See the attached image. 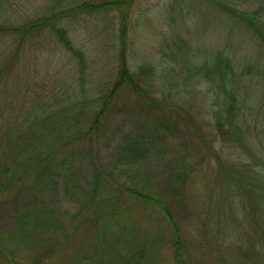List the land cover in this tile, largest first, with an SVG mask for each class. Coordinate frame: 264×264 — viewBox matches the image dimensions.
<instances>
[{"label": "trees", "instance_id": "1", "mask_svg": "<svg viewBox=\"0 0 264 264\" xmlns=\"http://www.w3.org/2000/svg\"><path fill=\"white\" fill-rule=\"evenodd\" d=\"M137 1L54 0L46 11L31 16L22 14L31 0H0V91L5 90L0 93V203H19L0 215V262L9 258L4 240L20 237L22 246L41 249L46 264H158L163 230L158 225L153 234H142L147 217L141 216L150 213L171 229L165 246L174 264H264V126L257 129L264 123V116L257 117L264 110V87L259 88L264 86V74L253 75L251 64L240 66L221 50L206 49V57H201L203 51L178 37L171 57L182 81L172 83L173 68L160 75L159 90L155 67L143 64L132 72L128 63L130 21ZM189 1L225 15L264 49L263 1L170 0V4L183 11ZM20 13L26 20L12 19ZM109 13H116L119 20L118 67L92 81L85 52L75 46L64 24ZM51 38L75 65L59 62L50 85L59 93L47 84H36L37 93L24 105L26 96L20 99L10 93L13 75L29 79L22 65L29 46L43 48ZM256 77H262L261 84ZM202 83L215 94L213 101L207 100L204 114L194 117L177 102L181 92L196 96L190 87ZM174 87L176 92L171 91ZM87 90L94 92L91 99L85 97ZM8 95L12 98L6 100ZM123 97L140 112L155 115L151 130L140 124L124 139L118 158L131 168L154 157L167 161L165 131L178 124L175 118H182L186 128L180 142L183 152L174 153L162 175L150 177V170L137 185L112 189L93 155L100 139L107 137L108 119L127 114L125 105H119ZM87 161L89 175L83 164ZM59 193L76 205L74 213L48 203ZM185 228L195 233L191 240ZM38 256L32 258L34 264Z\"/></svg>", "mask_w": 264, "mask_h": 264}, {"label": "rangeland", "instance_id": "2", "mask_svg": "<svg viewBox=\"0 0 264 264\" xmlns=\"http://www.w3.org/2000/svg\"><path fill=\"white\" fill-rule=\"evenodd\" d=\"M82 1L84 0H79V2ZM87 1L100 2L104 0ZM261 1L264 2V0ZM52 2L54 0H31L27 4L29 8L22 11V14L36 16L37 12L41 11L43 13L46 11ZM175 6L172 8L170 0H138L135 4L130 21V43L128 51V63L132 72H136L143 64L155 67L158 78L154 81L160 90L163 89L161 76L174 68L176 72L173 75L176 77L173 79L172 75V83L174 85L181 83L183 74L177 72L175 58L172 60L171 57L173 51H175L173 45L177 38L180 37L190 43L191 46L199 49V51H203L201 57L206 55V52H204L206 49L221 50L232 57L240 66L245 62V65L247 63L251 64L254 69L253 75L258 74L257 71H261L264 74V49L254 40L252 34L244 31L237 25L235 26L225 15L219 14L216 10L210 9L209 6L197 1H189L186 3L183 6V11L179 8L174 9ZM22 14L20 13L12 19L26 20ZM64 27L69 31L75 46L85 52L92 75L91 79H93L92 81L98 78L104 79L103 77L109 75L113 69H117L116 52L118 49L117 36L119 20L116 13H109L102 16H85L78 21L64 24ZM28 49L25 55L26 59H24L22 65L25 70L29 71V79L25 78L21 80L16 75H13L11 81L12 88L10 89V93L15 92L18 98L21 97L20 99L26 96L25 100H23L24 105H28V96H33L37 93L34 91L36 84L39 86L47 84L50 90L55 91V94L56 92L59 93V89L55 85L54 89L50 87L52 85V79L54 80L57 77L56 72L59 62L75 65L73 58L69 56V53L62 46L58 45L55 38L49 39L48 44L43 48L39 46L38 49L31 44ZM45 62L53 63L54 67L48 68L44 66ZM262 77H256L255 81L261 84ZM33 79L37 80L40 84L33 82ZM29 83L31 85H28ZM249 86L251 87V84ZM263 87V85H260L259 88L263 89ZM190 88L196 91V96L181 92V99L177 103L190 109L194 117L196 115L200 117V115L204 114V110H206L205 105L207 100L210 101L212 98L213 101L215 92L211 90L210 85L204 83L191 86ZM91 90L94 91L93 88ZM177 90L178 88L174 87L171 91L176 92ZM4 92V89L0 91V93ZM10 95L5 96V99H11L12 97ZM93 95L94 92L91 93L87 90L85 97L91 99ZM120 99H118L119 105L123 107L125 105L126 108L124 109L127 111V114H123L121 117H110L108 119L107 122L109 125L107 124V127L109 128H107V137L100 139L101 141L97 145V152L95 151L93 155L95 164H97L100 170L103 169L105 181L112 189L116 186L126 184L135 186L138 184V181L144 180L145 177L143 175L150 170V177L154 173H160L162 175L165 172L162 171L163 167L168 162L174 161V153L177 155L180 151L183 152L180 142L183 143L186 128V122L182 118L180 120L179 118H175L176 116H169L172 117L171 119L175 118V122L178 124L175 123L176 125L168 129V132L165 131L167 133L166 144L169 149L166 153L168 155L167 161L166 159L161 161L159 158L154 157L145 163L131 168V165L118 158L124 139L133 131H138L140 124L147 128V130H151L150 120H154L155 115L146 111H142L143 114L140 110L134 108L132 100H127L124 97ZM260 112L261 114H257V117L259 118L260 116V118H263L264 110H260ZM53 120L56 122L57 118L55 117ZM180 121L182 122L181 124H179ZM262 126H264V123H259L257 129L259 131L260 129L262 130ZM83 164H85L86 174L89 175L92 170L91 164L88 161L83 162ZM122 167H126V169L122 171ZM83 176H85V173H83ZM152 185L156 186V182ZM110 192L108 189V193ZM57 195H55L54 202L51 201V196H53L51 195L48 203H55L57 208L59 204L62 210L71 211L72 213L77 210L76 205L73 206L64 194L59 193ZM8 198L6 197V200ZM0 204H4V206H0V215H3L6 209L11 206L15 208L19 206V203L12 202ZM130 212L132 213V211ZM145 217H147V222L143 225L142 234L147 232L153 234V228L157 226L155 227L156 232L158 225L163 230L164 241L161 247L158 246L160 248L159 252H157L158 264H174L171 250L169 246H165L171 235L169 225L166 222H162L161 217L157 220L158 217L150 213H145L141 216V218ZM5 232L6 234H10L12 231L5 225ZM185 234L190 240L195 235V233L189 231V228H185ZM17 238L20 237L8 239V241L4 240L5 253L9 258L7 262L2 261L0 264H34L32 258L34 259L38 255L35 264L49 263L46 257H41V249L38 248V251H36V249L31 248L30 244L22 246V242ZM141 238L145 239L144 237Z\"/></svg>", "mask_w": 264, "mask_h": 264}]
</instances>
